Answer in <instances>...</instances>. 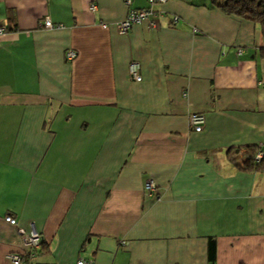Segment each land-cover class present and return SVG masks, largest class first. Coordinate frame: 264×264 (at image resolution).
<instances>
[{"label":"crops","instance_id":"1","mask_svg":"<svg viewBox=\"0 0 264 264\" xmlns=\"http://www.w3.org/2000/svg\"><path fill=\"white\" fill-rule=\"evenodd\" d=\"M147 6L0 0V264L23 250L6 216L34 224L39 264H264V171L243 168L264 146L261 29L168 0L118 32Z\"/></svg>","mask_w":264,"mask_h":264},{"label":"built area","instance_id":"2","mask_svg":"<svg viewBox=\"0 0 264 264\" xmlns=\"http://www.w3.org/2000/svg\"><path fill=\"white\" fill-rule=\"evenodd\" d=\"M168 0H148V7L145 8H131L126 17L121 20L118 25V32L124 34L132 24L140 23L142 21H147L148 25L153 27L155 25L154 16L157 11L154 9V6L157 4H163ZM129 3V0H127ZM90 9H94V5H90ZM173 22L177 21V17L173 16ZM45 27H53L52 22L47 18L44 20ZM6 29L5 25H0V34H2ZM76 56V52L73 49L66 51V57L72 59ZM140 64L136 60H132L128 64V72L131 79L139 81L141 75L139 72ZM205 123V117L202 113L194 112L189 115V125L195 130L200 131L203 128ZM264 155V146H260L255 158L260 159ZM145 188L148 192H153L156 189L154 182L148 180L145 182ZM5 220L17 227V232L21 237V242L23 244V250L14 251L7 255L10 264H39L33 260L36 250L40 247L41 237L38 230H36L34 224H30L28 231L24 230L22 227H19L17 220L12 216H6ZM51 264H59L58 262ZM75 264H96L92 258L85 257L83 255L79 256Z\"/></svg>","mask_w":264,"mask_h":264},{"label":"trees","instance_id":"3","mask_svg":"<svg viewBox=\"0 0 264 264\" xmlns=\"http://www.w3.org/2000/svg\"><path fill=\"white\" fill-rule=\"evenodd\" d=\"M210 1L212 5L221 8L223 11L227 13L235 14L242 18L253 21L254 23H257L264 37V0H210ZM263 52H264V48H263ZM258 149L259 148L257 146L247 147V153H246L247 156L243 168L250 170L264 171V155L260 159L255 158ZM229 152H231L230 157L233 160L234 156L238 152V149L233 148ZM41 244L42 242L40 243V246ZM211 250L212 247L210 251Z\"/></svg>","mask_w":264,"mask_h":264}]
</instances>
